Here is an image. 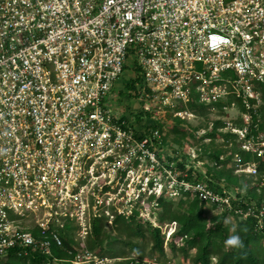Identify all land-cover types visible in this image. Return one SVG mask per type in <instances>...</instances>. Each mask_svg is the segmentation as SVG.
<instances>
[{"label":"built area","instance_id":"obj_1","mask_svg":"<svg viewBox=\"0 0 264 264\" xmlns=\"http://www.w3.org/2000/svg\"><path fill=\"white\" fill-rule=\"evenodd\" d=\"M126 67L149 89L134 100L155 120L216 112L220 131L264 160L252 114L259 121L264 104V0H0V258L51 256L70 237L81 251L52 264H114L88 248L94 220L138 211L150 221L163 193L264 228V207L237 209L232 193L179 179L173 163L169 188L153 175L164 132L141 134L109 104ZM238 171L258 175L254 163Z\"/></svg>","mask_w":264,"mask_h":264},{"label":"trees","instance_id":"obj_2","mask_svg":"<svg viewBox=\"0 0 264 264\" xmlns=\"http://www.w3.org/2000/svg\"><path fill=\"white\" fill-rule=\"evenodd\" d=\"M127 70L132 71L131 67H126L124 72ZM125 87L127 91H120V94L130 99H137L149 91L140 76L129 79ZM193 109L202 117L207 116L205 108ZM242 110L246 111L244 106ZM258 112L259 121L252 111L253 126L258 125L259 129L264 131V104ZM133 119L139 126L140 133L144 135L151 134L157 129L164 132L167 124L166 121L155 120L152 114L143 108L135 113ZM170 123L169 133L174 136L176 142L189 137L202 143L205 138L210 140L202 145L199 157L195 159H191L183 149L171 148L172 154L168 156V160L170 164H174L173 169L179 179L192 183L203 182L216 192L222 193L225 190L235 194L237 201L233 204L237 209L246 210L248 207H254L257 211L264 207L263 195L256 192L259 187L256 185L248 187L238 175H235L239 166L254 163L257 166L258 180L263 184L264 160L256 154L244 151L237 135L231 132L220 133V129L225 127L222 120L216 119L213 123L214 128L207 132L206 137L200 138L195 134L197 129L190 123L179 118H173ZM238 124L242 126V122ZM218 139L223 140L220 147H216ZM163 146H167L166 139H163ZM152 200L157 206V226L153 221L139 217L138 211L129 218L116 217L112 226L105 218H97L93 222V231L89 237V250L102 257L117 259L114 264H145L144 261L147 259H157L159 262L157 254L160 257L166 256L167 240L164 227L175 222L177 224L175 231L167 245L172 253L182 254L185 258L183 264H264V228L260 227L255 215L245 218L234 210L216 214L214 211L218 210L217 207L193 197L189 192H182L178 199L163 193L158 198L152 197ZM232 235L240 236L242 247H226L225 241ZM150 244L152 246L148 255L146 249ZM73 245V240L67 237L65 248H54L51 256L35 251L27 257H21L11 252L8 257L1 258L0 264H52L54 257L70 259L81 251ZM122 250H126L127 253H122Z\"/></svg>","mask_w":264,"mask_h":264},{"label":"rangeland","instance_id":"obj_3","mask_svg":"<svg viewBox=\"0 0 264 264\" xmlns=\"http://www.w3.org/2000/svg\"><path fill=\"white\" fill-rule=\"evenodd\" d=\"M135 77V74L132 73V71L127 70L126 72H124L121 76V78L117 81V85L115 90H113L110 94V98H109V104L111 106V108L114 110V112L116 114H121V115H125L126 117H134L135 113H138V111H140L141 105L142 103H140L137 100L134 99H130L128 98V96L126 95H121L120 91H127L125 84L129 81V79ZM143 107V105H142ZM207 116L204 117H200V118H196L193 121H190L188 123H190V125L192 127H194V129H197V131L195 130V134L198 138L200 137H206L207 132H210L213 128H214V121L216 119V112H207L206 113ZM163 115V114H161ZM232 116H236V113L231 112ZM166 127L164 129V138L167 141V146H164V150L165 152L162 155V160H161V165L163 167L157 166L156 168H154L153 170V175L158 179L161 180V182L163 183L164 187L168 186L169 188V182L171 181L170 178V174L166 172V169H168V165H169V160H168V156H171L172 152H171V148L173 149H178V150H182L183 152H186L188 155H190L191 159H195L197 157H199V152L201 151V147L205 142H209V138H205L204 142H197L196 139L189 137L186 138L180 142H176L174 136H172L169 133L170 130V121L173 119L172 117L169 116V114L166 116ZM168 120L169 123H168ZM135 122V120H134ZM136 126L139 128V126L136 124ZM220 133H225L224 131H219ZM223 143L222 139H218L216 142V147H220L221 144ZM203 148V147H202ZM150 166L148 165V168ZM235 175H238V178L241 181H244L248 187H254L255 185L258 186L259 188L257 189V194L258 195H263L264 197V185L262 183L259 182V178L257 177L258 175H249L246 172H242V171H235ZM264 183V182H263ZM260 185V186H259ZM234 192V191H233ZM235 196V194H233ZM174 199H178V196L173 197ZM151 203L147 202V207H150ZM151 214H149V216L147 215V218L150 219V221H153V223H156V225L158 224V220H157V207H155L153 210H150ZM214 213L216 214H221V211L216 210L214 211ZM215 215V214H213ZM149 221V220H148ZM233 221V220H232ZM111 225V224H110ZM112 226V225H111ZM168 226V225H166ZM166 226L164 227L165 231L168 232L170 230V228H166ZM152 244L149 245V247L146 249L147 254L149 255L150 253V248H151ZM165 250H166V256L160 257L159 254H157L156 256L160 258L159 260V264H183L185 258L182 256V254L180 253H172L170 248L167 245V241L165 243ZM122 253H127L126 250H122ZM0 260H2L0 258ZM154 261H157V259H154ZM216 261V260H214Z\"/></svg>","mask_w":264,"mask_h":264},{"label":"clouds","instance_id":"obj_4","mask_svg":"<svg viewBox=\"0 0 264 264\" xmlns=\"http://www.w3.org/2000/svg\"><path fill=\"white\" fill-rule=\"evenodd\" d=\"M226 247L240 248L243 246V242L239 235H232L225 241ZM138 252V250H135Z\"/></svg>","mask_w":264,"mask_h":264}]
</instances>
